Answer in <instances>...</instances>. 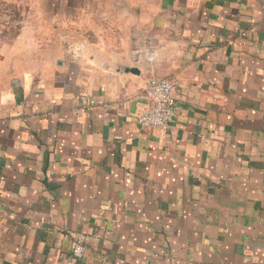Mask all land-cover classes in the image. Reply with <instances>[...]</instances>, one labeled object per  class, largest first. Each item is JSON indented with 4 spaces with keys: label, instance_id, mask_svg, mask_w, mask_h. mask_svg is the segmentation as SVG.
I'll list each match as a JSON object with an SVG mask.
<instances>
[{
    "label": "crops",
    "instance_id": "1",
    "mask_svg": "<svg viewBox=\"0 0 264 264\" xmlns=\"http://www.w3.org/2000/svg\"><path fill=\"white\" fill-rule=\"evenodd\" d=\"M106 20L77 52L30 40L28 70L0 52V264H264V0ZM152 77L167 129L137 124Z\"/></svg>",
    "mask_w": 264,
    "mask_h": 264
},
{
    "label": "rangeland",
    "instance_id": "2",
    "mask_svg": "<svg viewBox=\"0 0 264 264\" xmlns=\"http://www.w3.org/2000/svg\"><path fill=\"white\" fill-rule=\"evenodd\" d=\"M140 1L154 4L155 0H0V52L8 65L9 55L20 58V70H28L27 61L34 48L30 40L42 43L44 37L67 38V52H77L78 37L101 36L107 17L122 12L125 8L139 7ZM69 2L70 4H67ZM122 19V18H121ZM100 31V32H99ZM135 28H133V32ZM105 32V31H104ZM53 53L59 47L52 46ZM36 47V55L40 54ZM37 66L39 62L35 63ZM25 68V69H24ZM31 68V67H30Z\"/></svg>",
    "mask_w": 264,
    "mask_h": 264
},
{
    "label": "built area",
    "instance_id": "3",
    "mask_svg": "<svg viewBox=\"0 0 264 264\" xmlns=\"http://www.w3.org/2000/svg\"><path fill=\"white\" fill-rule=\"evenodd\" d=\"M145 89L151 99V105L138 115L137 124L143 128L167 129L175 117L174 83L166 77H152ZM93 103L94 100H90L89 105ZM84 251V238L78 234L75 237L73 252L76 256H82Z\"/></svg>",
    "mask_w": 264,
    "mask_h": 264
}]
</instances>
